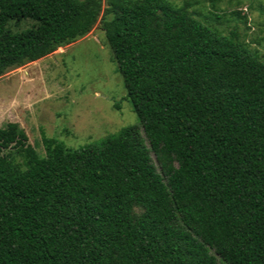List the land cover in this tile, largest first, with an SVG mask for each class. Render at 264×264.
I'll list each match as a JSON object with an SVG mask.
<instances>
[{"label":"trees","instance_id":"1","mask_svg":"<svg viewBox=\"0 0 264 264\" xmlns=\"http://www.w3.org/2000/svg\"><path fill=\"white\" fill-rule=\"evenodd\" d=\"M187 4L0 0V75L99 20L137 117L44 156L0 130V264H264V56Z\"/></svg>","mask_w":264,"mask_h":264},{"label":"rangeland","instance_id":"2","mask_svg":"<svg viewBox=\"0 0 264 264\" xmlns=\"http://www.w3.org/2000/svg\"><path fill=\"white\" fill-rule=\"evenodd\" d=\"M170 1H187L192 16L223 34L234 32L264 56V0ZM33 23L26 18L6 25L14 32ZM136 123L99 20L86 34L0 75V130L14 126L23 131L24 144L37 156L45 155L42 135L78 148ZM1 155L23 168L13 142L0 145Z\"/></svg>","mask_w":264,"mask_h":264}]
</instances>
